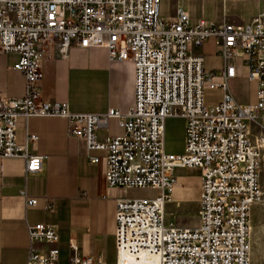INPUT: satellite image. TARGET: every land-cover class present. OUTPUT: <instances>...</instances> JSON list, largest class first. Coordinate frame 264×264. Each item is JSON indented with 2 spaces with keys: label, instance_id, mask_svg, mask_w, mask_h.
I'll use <instances>...</instances> for the list:
<instances>
[{
  "label": "built area",
  "instance_id": "1",
  "mask_svg": "<svg viewBox=\"0 0 264 264\" xmlns=\"http://www.w3.org/2000/svg\"><path fill=\"white\" fill-rule=\"evenodd\" d=\"M160 0H0V55L16 54L11 67L24 80L19 98L0 96V159L20 158L24 175L40 170L42 157L28 152L37 141L32 122L84 143L86 151L105 152L108 188L158 190L154 199L115 202V264H249V213L260 200V144L249 123L264 122V10L243 24L192 21L174 5L160 17ZM213 39L223 61L219 72L202 70L194 53ZM61 55L71 47H103L109 62L133 66V106L125 113H74L65 103L43 100L38 85L46 46ZM244 59L247 80L256 84V103L238 105L227 81L230 61ZM218 75L219 83L211 82ZM221 89V100L203 104L204 83ZM25 124L24 144L15 143V124ZM115 118L122 135L98 141L96 132ZM166 118H181L182 154L163 153ZM262 143V141H260ZM96 164L97 158H89ZM175 168L200 171L198 225L183 229L165 222L162 207L177 186ZM25 207L36 200L25 196ZM44 204L43 210H48ZM26 264H56V226H26ZM46 246L39 251L36 245ZM67 264H100L68 244Z\"/></svg>",
  "mask_w": 264,
  "mask_h": 264
},
{
  "label": "crops",
  "instance_id": "2",
  "mask_svg": "<svg viewBox=\"0 0 264 264\" xmlns=\"http://www.w3.org/2000/svg\"><path fill=\"white\" fill-rule=\"evenodd\" d=\"M161 17L171 18L174 0H162ZM211 1V0H210ZM217 0V15L201 2L197 10L189 9V2L182 0L190 20L221 23L223 15ZM208 8V9H207ZM238 24L247 22L246 18ZM213 39L206 40L193 52L202 56V70L219 72L223 61L217 54ZM217 60V63H216ZM18 61L16 54L0 55V96L19 98L23 95L24 80L11 67ZM234 78L227 81L228 90L238 105L256 103V84L248 81V68L244 59L230 61ZM219 83L215 75L210 80ZM43 100L65 103L74 113L103 114L108 109L125 113L133 106V66L128 62H109L103 47H71L65 54L57 52L55 43L46 46L41 61V79L38 85ZM217 92L213 103H206L204 93ZM221 89L203 85V104L214 105L221 100ZM252 100V101H250ZM37 141L28 146V152L41 156L40 170L24 175V161L20 158L0 159V264H26L28 240L26 226L45 224L56 226L58 258L56 264H67L73 242L80 256H89L100 264H115L114 229L115 202L128 200V191L121 187L108 188L104 180L105 152L86 151L84 143L53 131L48 123L32 122ZM249 133L254 139L264 140V122L249 123ZM25 124L19 117L15 124V143L24 144ZM122 135L115 118H109L105 128L96 132L98 141ZM184 129L181 118H166L163 124V153L182 154ZM264 160V148L261 150ZM89 158H97L90 164ZM177 186L163 204L165 222L183 229L198 225L200 199V171L195 168H175L172 172ZM259 175V170H258ZM151 198L158 195V190ZM25 196L36 200L35 207H25ZM44 204L48 210H43ZM39 251L44 245L35 246Z\"/></svg>",
  "mask_w": 264,
  "mask_h": 264
},
{
  "label": "rangeland",
  "instance_id": "3",
  "mask_svg": "<svg viewBox=\"0 0 264 264\" xmlns=\"http://www.w3.org/2000/svg\"><path fill=\"white\" fill-rule=\"evenodd\" d=\"M189 2L190 10H197L201 6L203 0H186ZM176 3L183 4L182 0H174L172 3V10ZM206 4H211L214 14L217 15V0H206ZM163 1L160 0L159 10L161 12ZM223 21L238 24L242 19L248 21L259 12L264 10V0H221L219 4ZM208 9V8H207ZM172 10H167V15L170 16ZM161 17V13H160ZM217 63V60H216ZM206 103H213L217 99V92L206 91L204 93ZM252 101V100H250ZM207 106V105H205ZM251 140L260 144V165H259V187L260 200L254 204L249 213V264H264V160L261 157V150L264 148V140L258 138ZM262 141V143L260 142ZM129 199H145L150 200L155 192L147 189L132 188L127 193Z\"/></svg>",
  "mask_w": 264,
  "mask_h": 264
}]
</instances>
